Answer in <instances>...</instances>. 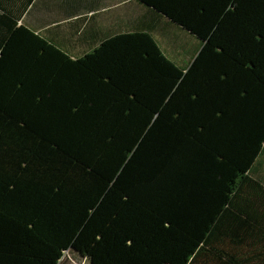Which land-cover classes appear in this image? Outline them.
Segmentation results:
<instances>
[{
    "label": "trees",
    "instance_id": "16d2710c",
    "mask_svg": "<svg viewBox=\"0 0 264 264\" xmlns=\"http://www.w3.org/2000/svg\"><path fill=\"white\" fill-rule=\"evenodd\" d=\"M35 1L0 0V264L85 254L124 202L168 228L151 259L264 264V0H137L152 29L76 58L21 24ZM161 18L201 41L187 67ZM97 244L94 264H131L115 230Z\"/></svg>",
    "mask_w": 264,
    "mask_h": 264
},
{
    "label": "crops",
    "instance_id": "0c3cea01",
    "mask_svg": "<svg viewBox=\"0 0 264 264\" xmlns=\"http://www.w3.org/2000/svg\"><path fill=\"white\" fill-rule=\"evenodd\" d=\"M150 10L136 0H36L21 24L76 58L110 37L152 29ZM255 177L264 185V154Z\"/></svg>",
    "mask_w": 264,
    "mask_h": 264
},
{
    "label": "rangeland",
    "instance_id": "374dc122",
    "mask_svg": "<svg viewBox=\"0 0 264 264\" xmlns=\"http://www.w3.org/2000/svg\"><path fill=\"white\" fill-rule=\"evenodd\" d=\"M160 20L165 30L154 32L155 41L168 59L181 68L187 67L198 54L201 48V41L166 18H161ZM157 223L158 220L146 214L145 211L124 202L114 213L102 220V226L93 228L91 236L94 242L91 245V250L92 247L94 249L98 246V241H102L106 231L111 228L115 230L116 236L123 239L124 245L121 248L123 250L127 249V256L130 259L129 263L151 261L150 263L155 264L157 260L156 264H169L170 262L165 263L170 256L164 249L158 252L159 255H157L160 257L152 259L150 257L152 253V255H155L154 247L160 245L165 246L171 254L174 252V248L166 244L169 243L168 237L162 234L164 233L163 229L168 228L161 224L160 230H158ZM123 227L124 230L122 229ZM91 250L83 254L77 249H72L68 252L64 264H94V255ZM189 251H192V247L184 242L183 254H188ZM179 262L181 263V261ZM185 263L186 261L184 260L181 264Z\"/></svg>",
    "mask_w": 264,
    "mask_h": 264
},
{
    "label": "water",
    "instance_id": "95a60500",
    "mask_svg": "<svg viewBox=\"0 0 264 264\" xmlns=\"http://www.w3.org/2000/svg\"><path fill=\"white\" fill-rule=\"evenodd\" d=\"M137 1V0H136Z\"/></svg>",
    "mask_w": 264,
    "mask_h": 264
}]
</instances>
